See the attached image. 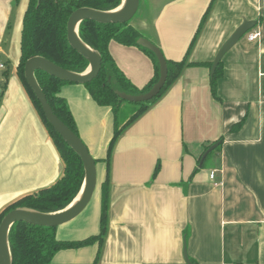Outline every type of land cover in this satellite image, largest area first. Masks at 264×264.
<instances>
[{"label": "crops", "instance_id": "1", "mask_svg": "<svg viewBox=\"0 0 264 264\" xmlns=\"http://www.w3.org/2000/svg\"><path fill=\"white\" fill-rule=\"evenodd\" d=\"M27 3L0 0V209L51 185L63 171L16 75ZM246 21L256 23L251 31L260 36L254 41L244 36L224 55L218 99L211 94L210 69L186 67L162 98L123 130L108 165L111 109L98 106L84 85L62 87L78 136L100 160L98 184L108 178L98 264H186L184 248L192 264H264V0H139L131 24L165 59L212 63ZM109 52L135 87L142 89L154 77V63L140 49L111 42ZM121 109H128L124 120L134 111ZM220 138V150L198 168L206 147ZM97 194L90 212L89 204L57 228L58 239L99 233L98 189ZM96 250L61 251L52 263L90 264Z\"/></svg>", "mask_w": 264, "mask_h": 264}, {"label": "trees", "instance_id": "2", "mask_svg": "<svg viewBox=\"0 0 264 264\" xmlns=\"http://www.w3.org/2000/svg\"><path fill=\"white\" fill-rule=\"evenodd\" d=\"M14 1L18 4L20 0ZM121 1L28 0L22 19L20 58L16 68V75L62 161L63 171L61 176L51 185L23 194L2 207L0 209V223L8 212L17 208L32 209L46 214L63 210L79 193L84 178L82 162L46 120L39 101L25 80L24 65L31 57L38 56L47 59L64 70L78 74L83 73L88 67V62L68 43L66 32L68 18L75 10L80 8L111 11L117 8ZM204 20L205 15L199 29L203 25ZM78 35L82 42L97 51L102 58L100 73L91 82L85 84L84 87L98 106L111 109L112 140L104 159L107 165L113 144L123 130L157 103L171 85L178 80L186 67L206 66L210 69L212 65V63H190L187 58H183L180 61L165 59L168 70L167 79L160 93L148 102L128 103L120 99L115 92H124L129 95L144 94L152 88L159 78V67L155 56L137 44V41L143 38L141 33L132 26L131 21L125 24H99L86 20L79 25ZM111 42H116L125 47H136L143 51L154 63V77L142 89L135 87L116 65L109 52V44ZM222 76L223 63L221 61L214 75L210 77L211 94L216 99H218L217 84ZM35 78L55 115L71 131L78 135L74 117L65 98L61 95L62 87L72 83L57 79L42 71H36ZM123 104L131 105L134 108L133 113L126 120L122 117L121 107ZM243 122L244 119L234 124L230 130L232 132L237 131ZM219 141L222 144L223 138L216 142ZM221 144L208 157L218 152ZM211 145L206 148L208 149ZM98 161L100 160H96V163ZM157 170L158 166H156L154 172L156 173ZM98 192L99 233L97 235L88 236L80 240H60L57 238L58 227H41L17 222L11 227L8 235L12 264H53V258L58 252L92 246H96L97 250L90 264H98L105 240L109 211L107 177L100 182Z\"/></svg>", "mask_w": 264, "mask_h": 264}, {"label": "water", "instance_id": "3", "mask_svg": "<svg viewBox=\"0 0 264 264\" xmlns=\"http://www.w3.org/2000/svg\"><path fill=\"white\" fill-rule=\"evenodd\" d=\"M138 6L139 0H122L120 5L111 11L80 8L70 15L66 26L67 40L69 45L88 62V67L83 73L78 74L64 70L43 57L35 56L26 61L24 65L25 80L39 101L48 123L69 148L80 158L83 165L84 178L79 193L63 210L46 214L32 209L17 208L8 212L3 217L0 223V264H12L8 235L11 227L15 223L23 222L34 226L52 228L65 225L80 216L87 208L98 185L96 159L90 154L81 138L71 131L55 115L47 102L46 96L36 81L35 72L42 71L52 77L72 84L85 85L91 82L100 73L102 58L97 51L82 42L78 35L79 25L86 20H91L99 24H125L133 19L138 10ZM255 26V22L246 21L235 30L216 54L210 68V76L214 75L224 55ZM137 44L147 49L155 56L159 67V78L152 88L144 94L129 95L124 92H115L120 99L128 103H144L152 100L160 93L167 79V64L161 50L145 38H140ZM220 144V141L216 142L205 150L199 160L198 168L202 167L208 155ZM183 256L186 264H192L187 257L185 248Z\"/></svg>", "mask_w": 264, "mask_h": 264}, {"label": "built area", "instance_id": "4", "mask_svg": "<svg viewBox=\"0 0 264 264\" xmlns=\"http://www.w3.org/2000/svg\"><path fill=\"white\" fill-rule=\"evenodd\" d=\"M245 36H246L248 41H254L260 36V34L258 32L250 31ZM0 70H4V66L2 64H0ZM210 179L215 181V173L214 172L210 173Z\"/></svg>", "mask_w": 264, "mask_h": 264}, {"label": "rangeland", "instance_id": "5", "mask_svg": "<svg viewBox=\"0 0 264 264\" xmlns=\"http://www.w3.org/2000/svg\"><path fill=\"white\" fill-rule=\"evenodd\" d=\"M124 106L126 105V106H131V105H128V104H123ZM122 108V107H121ZM122 110V109H121ZM128 114V109H124V111L122 110V117H126V115ZM98 186H99V184H98ZM98 186H97V188H96V192L94 193V195H93V198H92V200H91V202H90V205L88 206V208H87V211L86 212H90V210H92V208H93V206H94V204H95V202H96V200H97V189H98Z\"/></svg>", "mask_w": 264, "mask_h": 264}]
</instances>
